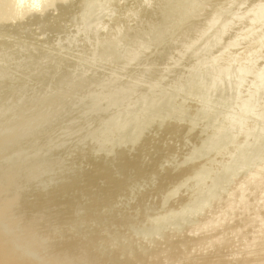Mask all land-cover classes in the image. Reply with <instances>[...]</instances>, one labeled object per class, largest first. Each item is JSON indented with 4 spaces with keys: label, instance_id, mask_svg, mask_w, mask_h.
<instances>
[{
    "label": "rangeland",
    "instance_id": "rangeland-1",
    "mask_svg": "<svg viewBox=\"0 0 264 264\" xmlns=\"http://www.w3.org/2000/svg\"><path fill=\"white\" fill-rule=\"evenodd\" d=\"M10 1L0 0V6L5 7L0 12V136L13 133L19 136L12 143L5 139L7 144L0 153V162L54 156L61 165L47 178L51 180L69 172L83 155L108 160L113 166L118 165L111 160L119 151L133 153L135 158L140 146L151 137L157 144L153 143L151 149L158 145L166 149L165 155L158 153L156 161L159 158L160 161L154 166L164 170L199 163L200 172L206 171L203 176L180 180L174 193L166 190L154 199L158 204L150 219L134 229L137 237L150 238L167 227L190 224L198 216L179 214L177 201L189 200L184 208L192 211L212 194L226 192L232 185L229 181L232 172L242 164L239 159L242 151L249 154V164L256 149L264 153V121L258 124L251 121L247 125L250 130L236 136L231 128L232 120H237L234 115L252 88L253 74L239 88L230 85V81L236 83L231 76L229 83L226 82L229 75L219 78L227 77L219 81L220 86L211 87V83L219 80L217 71L221 64L225 67L229 58L231 63L233 57L244 54L252 43L264 40V6L256 12V20L255 16L251 17L252 13L243 19L239 17L253 4L264 0H195L192 5L191 0H62L60 6L53 4L32 18L29 10H19L16 0L11 5ZM19 16L24 17L20 20ZM251 18L259 22L256 25H261L258 32L262 34L259 36L256 31L248 42L249 38L240 37L250 26ZM210 21L213 27L205 32ZM224 54L228 59L221 64L214 63V69L219 66L217 70L210 68L213 58L218 56L217 61ZM261 54L254 61V70L264 63V48ZM263 102L264 95H261L259 108L264 106ZM167 124L174 129L164 133ZM28 136L36 143L39 137L47 136V143L41 147L32 143L22 145L19 139L25 140ZM9 143L14 145L12 149H7ZM153 153L146 155V161L154 157ZM135 159L131 160L135 163L139 156ZM151 168L146 169V177L151 176ZM251 168L252 165L239 170L238 177ZM155 182L157 179H140L120 199L119 205L134 203L137 194ZM173 207L178 210L173 211Z\"/></svg>",
    "mask_w": 264,
    "mask_h": 264
},
{
    "label": "bare ground",
    "instance_id": "bare-ground-1",
    "mask_svg": "<svg viewBox=\"0 0 264 264\" xmlns=\"http://www.w3.org/2000/svg\"><path fill=\"white\" fill-rule=\"evenodd\" d=\"M7 1L9 0H5L6 3H8ZM48 1L50 0H16L17 3L15 4L19 10L21 8L27 9L26 11L29 10V12L32 13H30V17L32 18V16H39L38 14L45 11L47 7L49 8L53 4L55 6H60V1L62 0H53L50 4ZM11 2L12 0L10 1V5ZM194 2L196 1L191 0L190 4L192 5ZM13 6L15 7L14 4ZM263 6L264 1H260L255 5L253 4L251 8L245 11L243 15L240 14L239 17L242 16L243 19L250 16L252 13L251 17L255 16L256 20V12L259 7ZM4 8L0 6V12L4 11ZM260 12L259 15L261 14ZM27 13H25V15H27ZM19 17L21 20L24 16ZM258 20L259 19H257V21ZM211 22L213 21H210L209 24L207 23L208 27L205 32L213 27ZM257 23L253 21L250 22L248 29L241 37L239 36L240 39L243 40V38H245V40H247L246 38L257 33L258 29L261 27V25L260 27L257 26L259 22ZM225 26L223 28H225ZM259 34L262 33L258 32V35ZM255 36L256 35L253 37ZM253 39L256 40V38ZM233 40L232 42L235 43ZM237 41L239 42V40ZM258 41L259 42L254 44L252 43V45L249 46L250 48L248 47L249 49L241 56L233 57L231 63L229 60L230 58H227L228 55L224 54L222 57L220 56L221 58L219 57L220 59L218 58L217 61L215 59L218 56L213 58V64L210 65V68L212 67V69H214V63L217 64L219 62V64H221V61L225 58L228 59L229 63H227V65L225 64V67H223L224 65L222 64V66H218L220 69L217 71L220 72L218 73L220 75L218 76L216 73L218 79L223 76H229L228 78H223V80L219 79L217 82L214 81L213 84L211 83V87L213 86V88L220 86L222 82L220 83L219 81H225L224 79L226 78V82L229 83L228 79L230 76L233 79L232 82H236L231 83L230 81V85H235L239 88L244 79L248 75L253 74L252 88L250 87L251 90L248 97L241 104L237 112L241 118L237 116L238 114L234 115V118H237V120H232L233 124L231 123V128L235 130V132H233L234 136L244 130H250L251 127L248 128L247 125L251 124V121H253V124L264 121V106L259 108L258 103L261 95H264V63L257 70H254L255 67H253L256 63L254 61L260 57L261 50L264 48V40ZM248 42H250V38ZM233 63L237 66L235 67ZM218 67H215L216 69L214 70H217ZM258 108L260 110H258ZM261 128L263 127L261 126ZM173 129V127L167 124L163 128V132L167 133ZM176 129L177 128H175V130ZM180 130L182 131V129ZM18 136L17 134L14 135V133L13 135L0 136V141H2L0 142V153L5 151V148H3V146L7 144L5 142L8 141L12 143V140H15ZM146 136H148V134ZM46 137H39V143H36L31 136H28L25 140L19 139V142L21 141L20 143L22 145L32 143L30 145L34 144V146L41 147L46 145ZM5 139H7V141ZM153 140L150 137L144 141L140 148L138 147L139 154L137 157L139 156V159H137L135 163L133 160L137 157L133 158V153L130 154L126 151H119L117 157L111 160L113 163L116 162V164H118L115 166L110 164V162L108 163V160H96L92 158V156L79 155L80 157L75 161L69 172L58 175L51 180H47V178H49V175L56 171L61 165L59 159L54 156H52L54 159H52L51 156H38L28 161L18 160L13 162L9 160L0 162V264H264V153L259 149L255 151L253 149L254 154L251 159V164H249L248 161L249 154L243 153V151L241 152L239 159L242 164L238 169L232 172L229 180L232 185L226 192L212 194L211 197L201 202V205L197 209L192 211H187L188 207L184 208L187 206L189 200L186 201L182 199L176 202L177 205L175 206L180 205L179 214H198L190 224L167 227L156 236L150 238H144L145 236L137 237L134 229L136 227H142L144 222L150 219L152 211L158 204V202L154 200L156 197L160 196L166 190L174 193L180 180L189 179L194 175L197 177L203 176L206 171L205 170L204 173L200 172L199 163L184 167L178 166L176 169L164 170L159 168L160 166L157 167L158 165L154 166L155 163L157 164L160 161V158L156 161V158L159 156L158 153H161V156H163V154L166 153V149H162L159 145L157 147L153 146L151 149L150 146L154 143ZM10 143L9 146L7 145V149H12L14 147V145ZM246 143L245 140L242 144L245 146ZM154 144H156V142ZM163 146V148H166V145ZM217 147L218 144L215 149ZM151 152H154V157L146 161V155ZM131 162L133 164H130ZM250 165H252L253 168L238 177V171ZM151 166L152 168L149 169L151 176L146 177L145 171ZM212 166L214 167V165ZM114 169L115 172L113 171ZM131 171L134 177H132ZM143 172L144 174H142ZM129 174L132 176L130 177ZM143 178H151V180L157 179V182H155L153 186L151 185L147 190L138 193L134 203L127 206L119 205L120 199L127 195L130 187ZM172 179L175 180L172 181ZM176 209V207H173L172 210L176 211ZM175 213L178 214V212Z\"/></svg>",
    "mask_w": 264,
    "mask_h": 264
}]
</instances>
